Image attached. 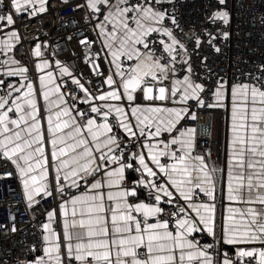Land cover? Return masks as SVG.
<instances>
[{"label": "snow or ice", "instance_id": "snow-or-ice-1", "mask_svg": "<svg viewBox=\"0 0 264 264\" xmlns=\"http://www.w3.org/2000/svg\"><path fill=\"white\" fill-rule=\"evenodd\" d=\"M188 3L0 0V180L35 229L0 264H264V63L217 70L232 0Z\"/></svg>", "mask_w": 264, "mask_h": 264}, {"label": "built area", "instance_id": "built-area-1", "mask_svg": "<svg viewBox=\"0 0 264 264\" xmlns=\"http://www.w3.org/2000/svg\"><path fill=\"white\" fill-rule=\"evenodd\" d=\"M55 9L59 12V17L68 18L74 15L71 7L59 5ZM199 0H189L187 7L184 9L185 14L190 12L191 17L195 18L198 14ZM232 23L230 27V38L222 45L223 51L220 54L212 53V57L216 62L217 70L221 72H236L237 66L242 70L254 68L255 64L264 63V24L260 23L261 17H264V0H232ZM64 21L58 18L55 13L45 20L44 27L50 31L53 37L58 35L57 29ZM52 23H56L55 27ZM51 25V28L49 27ZM35 27V26H34ZM61 43H63L61 41ZM247 61V63H244ZM69 66L77 68V70H86L81 63L79 66L74 64L69 58ZM204 120L210 119L204 114ZM215 140V133L213 136ZM11 184L14 191L9 193L8 187ZM20 188L18 183L12 178L0 180V223L9 221V209L16 212L18 228L23 231L12 234L10 232L0 231V256L9 248L13 249L12 255L23 256L20 250L21 246L18 241L22 239L31 240L32 222L27 213L24 212ZM11 264V257H9Z\"/></svg>", "mask_w": 264, "mask_h": 264}, {"label": "crops", "instance_id": "crops-1", "mask_svg": "<svg viewBox=\"0 0 264 264\" xmlns=\"http://www.w3.org/2000/svg\"><path fill=\"white\" fill-rule=\"evenodd\" d=\"M54 4H59V0H52Z\"/></svg>", "mask_w": 264, "mask_h": 264}, {"label": "bare ground", "instance_id": "bare-ground-1", "mask_svg": "<svg viewBox=\"0 0 264 264\" xmlns=\"http://www.w3.org/2000/svg\"><path fill=\"white\" fill-rule=\"evenodd\" d=\"M46 19H49V17ZM51 25L55 27L56 23H52ZM51 25H49L50 28H51ZM34 26H36V25H34Z\"/></svg>", "mask_w": 264, "mask_h": 264}]
</instances>
